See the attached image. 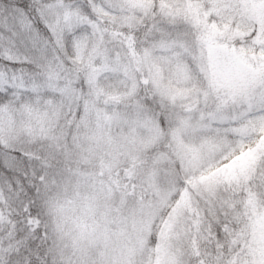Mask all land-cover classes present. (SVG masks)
<instances>
[{"label":"snow or ice","instance_id":"6c2138e0","mask_svg":"<svg viewBox=\"0 0 264 264\" xmlns=\"http://www.w3.org/2000/svg\"><path fill=\"white\" fill-rule=\"evenodd\" d=\"M0 264H264V0H0Z\"/></svg>","mask_w":264,"mask_h":264}]
</instances>
